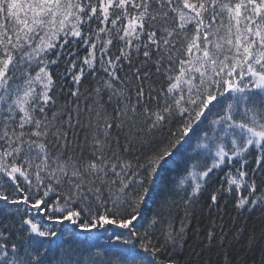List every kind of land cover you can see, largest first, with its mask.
Masks as SVG:
<instances>
[{
  "label": "snow or ice",
  "instance_id": "1",
  "mask_svg": "<svg viewBox=\"0 0 264 264\" xmlns=\"http://www.w3.org/2000/svg\"><path fill=\"white\" fill-rule=\"evenodd\" d=\"M0 264H264V0H0Z\"/></svg>",
  "mask_w": 264,
  "mask_h": 264
}]
</instances>
